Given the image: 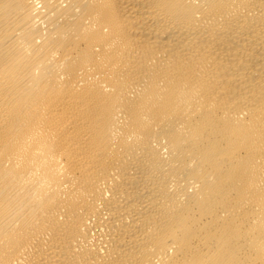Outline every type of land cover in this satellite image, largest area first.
I'll return each mask as SVG.
<instances>
[{
  "label": "bare ground",
  "instance_id": "obj_1",
  "mask_svg": "<svg viewBox=\"0 0 264 264\" xmlns=\"http://www.w3.org/2000/svg\"><path fill=\"white\" fill-rule=\"evenodd\" d=\"M0 264H264V0H0Z\"/></svg>",
  "mask_w": 264,
  "mask_h": 264
}]
</instances>
